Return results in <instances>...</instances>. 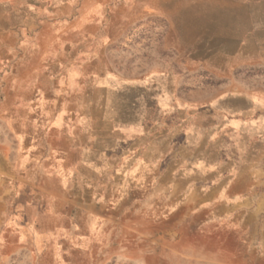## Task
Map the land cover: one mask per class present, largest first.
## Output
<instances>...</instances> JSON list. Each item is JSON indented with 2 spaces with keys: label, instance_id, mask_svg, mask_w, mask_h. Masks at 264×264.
Segmentation results:
<instances>
[{
  "label": "crops",
  "instance_id": "obj_1",
  "mask_svg": "<svg viewBox=\"0 0 264 264\" xmlns=\"http://www.w3.org/2000/svg\"><path fill=\"white\" fill-rule=\"evenodd\" d=\"M90 2L0 0V264H76L139 236L264 264V98L155 126L152 96L93 68ZM220 8L264 59V0Z\"/></svg>",
  "mask_w": 264,
  "mask_h": 264
},
{
  "label": "rangeland",
  "instance_id": "obj_2",
  "mask_svg": "<svg viewBox=\"0 0 264 264\" xmlns=\"http://www.w3.org/2000/svg\"><path fill=\"white\" fill-rule=\"evenodd\" d=\"M97 1L91 0L89 10L96 37L91 35L88 49L99 55L93 68L116 82L135 84L140 98L152 96L148 112L155 126L186 125L195 113H209L218 98H264V59L241 54L249 27L236 23L241 20L232 18L235 11L210 9L230 0H99L100 7ZM142 237L118 255L77 254L76 264H211L201 249L163 248Z\"/></svg>",
  "mask_w": 264,
  "mask_h": 264
}]
</instances>
